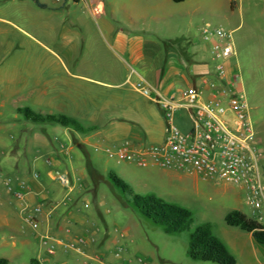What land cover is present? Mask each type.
<instances>
[{"label": "rangeland", "instance_id": "rangeland-1", "mask_svg": "<svg viewBox=\"0 0 264 264\" xmlns=\"http://www.w3.org/2000/svg\"><path fill=\"white\" fill-rule=\"evenodd\" d=\"M42 1L46 3V8H43L41 20L35 25L32 23L27 29L33 38L22 36L8 24L0 22L2 78L14 87L41 88L44 93L42 105L35 104V97L32 101L34 105L28 104L34 111L63 114L85 127L95 124L100 130L105 128L108 119L135 117L136 108L141 112L138 115L153 130L161 132L166 127V120L155 103L134 91L129 84L122 89H108L86 82V65L97 62L103 52V44L93 28L97 27L93 22L102 13L96 10L97 1L105 12L102 18H113L117 22L115 24L122 26L124 31H133L144 38L166 40L174 50L189 49L191 45L188 41L204 45L200 31L206 25L233 30L232 40H237L248 28L252 29L253 33L249 38L239 39L246 47L250 68L255 72V79L246 86L243 85L242 91L258 141L257 147L261 154L258 166L264 183V39L259 38V28H264V0ZM9 3L8 0H0V18L9 19L19 25L18 10ZM26 4L31 6L29 1ZM130 13L137 14L140 19L136 28L124 22ZM156 16L161 19H153ZM71 20L83 22L71 26ZM240 24L242 28L234 30ZM120 95L122 99L118 103H103L107 98ZM176 114V125L184 129L187 126L185 113L178 111ZM11 115L9 107L0 108V210H4L11 219L7 222L0 219V257L7 258L9 264H29L30 259L37 253L45 251V247L35 237L37 230L22 220L20 209L25 200L28 210L39 204L28 201L26 194L20 198L14 195L19 188L14 176L21 172L23 165L34 163V145L38 143V139L34 138L36 133L42 132L43 135L40 161H43L42 165H46L47 159L55 155L50 152L49 145L52 143L51 135L57 134L52 133L50 126L27 124L26 136L17 139L7 121ZM124 123L125 126H132L130 122ZM16 124L18 128L24 125L23 122ZM70 135L84 136L71 131ZM125 140L120 137L115 142L96 144L97 149L93 146L85 147L84 150L76 146L73 148V168L77 173V183L80 185L82 181L86 182V203L98 226L106 228L102 218L108 219L106 223L109 226L116 223L121 226L128 222L134 223L137 228L134 235L138 242L154 250L157 247L163 255H172L178 261L177 264H214L188 258V231L167 235L161 227L137 216L128 208H123L117 200L119 191L108 182L107 173H116L138 194H153L167 202L188 208L193 214L191 230L204 222L210 223L218 234L222 228L232 229L233 227L224 223V216L233 208L240 206L246 211V215L252 216L245 196L238 192L236 186L223 181L201 180L184 174L168 175L164 168L157 165L142 166L136 161L128 160L118 162L106 155V147L117 146ZM15 141H20L17 144L21 146L19 150L14 149ZM23 141L26 146L24 149ZM33 165L29 172L38 173V166L41 164ZM89 168L95 172V182L89 174ZM42 180L43 177L39 174L37 181ZM53 182L60 186L55 180ZM22 191L25 193L24 189ZM40 206L41 212L38 215L41 217L49 208ZM106 211L110 213L107 214ZM223 235L228 240L232 239L228 233L223 232ZM230 248L236 264H246L240 253ZM259 251V257L264 261V247L259 246Z\"/></svg>", "mask_w": 264, "mask_h": 264}, {"label": "crops", "instance_id": "crops-1", "mask_svg": "<svg viewBox=\"0 0 264 264\" xmlns=\"http://www.w3.org/2000/svg\"><path fill=\"white\" fill-rule=\"evenodd\" d=\"M8 1L11 7L13 6L14 9L18 10L17 20L20 24L18 25L6 18H0V22L8 24L22 36L33 38L27 29L32 26V23L35 25L38 20H41L43 9L38 8L31 0ZM27 1L30 2L31 6L26 4ZM40 1L46 5L45 2ZM95 5L97 12L102 11L98 15V20L93 22V25L97 27L93 28L103 44V52L100 53L97 62L86 65V82L93 85H101V87L108 89H122L125 85L129 84L134 91L141 94L134 88V84L142 79L165 96H178L186 87L199 85L202 76L213 73L214 62L207 52L205 45L188 41L187 43L191 45L189 49L181 48L174 50L170 44L165 42L166 40L144 38L133 33V31L132 33L124 31L121 28L122 26L115 24L117 23L115 19L102 18V16H105V12L101 9V4L97 1ZM153 19L160 20L161 18L156 16ZM139 20L137 14L130 13L124 22L136 28ZM80 22H83V20L70 21L71 26L79 25ZM260 26L262 27L261 24ZM240 28H242L241 24L234 28V30ZM231 32L233 33V30ZM252 33V29L248 28L237 37L238 42L237 40H233L234 54L227 62V75L229 76L232 72L236 73L242 88L243 85L246 86L249 81L255 79V72L250 68L249 56L246 54V47L240 41L241 39L249 38ZM259 38L264 39V28H259ZM2 77L3 73L0 70V108L9 107L12 114L7 120L10 123V130L16 133L15 138L20 139L26 136L27 132L25 130L29 123L25 122L16 113V109L18 107H30L28 104L34 105L32 102L33 97H35V104L42 105L44 93L41 88L37 87L23 88L11 86ZM114 96L110 99H105L103 103L105 105H112L120 102L122 99L121 95L115 98ZM146 98L150 102L155 103L152 99ZM178 111L185 113L184 110ZM40 113L47 114L41 111ZM48 113L50 114V112ZM135 113V117L108 119L105 128L101 130L95 124H92L91 126L96 127V129L82 134L84 135L83 137L70 135L71 130L69 129L50 126L52 133L56 132L57 134L53 133L51 135L52 143L49 145L50 152L52 154L55 153V155L53 154L51 159H47L46 165H42L43 161L40 163L42 160L41 152H43V143L41 142V138H43L42 132L34 135V138L38 139L36 140L38 143L36 142L34 145L33 164L36 166L38 163L41 164L38 166V173L31 174L29 172L32 171L33 164L23 165L20 170L21 172L14 176V180L19 188H22L21 190H25V193L22 191V196L26 194L28 201H31L33 204L45 205L49 208L47 213L41 215V217L37 216L39 228L36 231L35 237L45 247L43 253H37L34 258H31L36 260L37 264L178 263L172 255L161 254L157 247L154 250L138 242L134 235L137 229L134 223L128 222L122 226L116 223L113 226H109L106 223L108 219L102 218L106 228L102 229L101 226H98L86 203V182L82 181L80 185L77 183V173L75 168H73L75 159L73 148L75 146L80 150L92 146L95 147L94 149H97L96 144L115 142L116 139L124 137L126 139L124 142L128 143L133 154V158L128 161H136L138 165H141L138 156H142L149 162L146 152L150 147L163 143L166 127L161 132L153 130L148 127L145 119L141 115H138L141 113L138 108L135 109ZM176 113L172 123L178 127L175 123ZM185 117L187 118V126L184 129L178 127L184 132L188 128L189 121L186 113ZM124 121L132 123V126H125ZM17 122H23V129L17 127ZM37 126L42 127V125ZM16 141L13 143V146L14 149L18 148L19 150L21 146H17V144H20V141L18 143ZM22 144V148L24 149L26 147L24 141ZM147 165L154 164L149 163ZM162 168H164V172L168 175L180 174L179 176H181L184 174L201 179L189 169ZM55 171H66L63 173H66L71 178L72 185L64 189L55 185L53 182V172ZM34 174L38 175L37 178L40 174L43 180L37 181V178L33 176ZM7 185L9 184L7 183ZM236 188L240 194L244 195L243 189ZM26 201L20 209L24 222V213L28 210ZM246 204L252 214L251 206L247 202ZM233 210H239L246 215V211L240 206L233 208ZM106 213L109 214L110 212L106 211ZM246 216L253 218V214L252 216ZM0 219L5 222L11 220L4 210H0ZM66 229L68 232H65ZM221 230V234L216 233L215 230L213 232L230 252V247L238 251L245 259L246 264H264V261L259 257V245L254 242L250 233L235 229V227L232 229L222 228ZM223 232L230 234L232 239L228 240L223 235ZM42 235H50L56 240L57 245L53 254L47 252L46 246L41 241ZM78 239H83V243L79 244L77 242ZM69 244H74L75 249L69 248Z\"/></svg>", "mask_w": 264, "mask_h": 264}, {"label": "built area", "instance_id": "built-area-1", "mask_svg": "<svg viewBox=\"0 0 264 264\" xmlns=\"http://www.w3.org/2000/svg\"><path fill=\"white\" fill-rule=\"evenodd\" d=\"M200 34L214 67L211 75L202 76L199 85L186 87L178 96H165L142 79L134 84L136 90L156 103L166 120L163 143L147 150L149 162L142 156L138 160L142 166L152 163L189 169L203 180L223 181L243 189L253 219L264 226V183L258 166L261 157L258 141L239 77L234 72L227 75V62L234 54L232 32L206 25ZM178 110H184L189 119L185 132L172 123ZM104 151L118 162L133 158L126 142ZM53 180L63 188L71 186L66 173L55 171ZM21 189L14 192L18 198L22 197ZM40 212L41 206L35 205L24 213L25 222L34 230L39 228ZM41 241L49 254L55 252L54 238L42 235ZM77 242L81 244L83 239ZM68 247L75 249L74 244Z\"/></svg>", "mask_w": 264, "mask_h": 264}, {"label": "trees", "instance_id": "trees-1", "mask_svg": "<svg viewBox=\"0 0 264 264\" xmlns=\"http://www.w3.org/2000/svg\"><path fill=\"white\" fill-rule=\"evenodd\" d=\"M38 8H46L40 0H31ZM78 2L79 0H73ZM182 2L184 0H171ZM16 113L29 124L42 126H59L81 134L96 129L94 126L85 127L77 120L63 114H43L30 107H18ZM89 174L95 182V172L89 168ZM107 180L111 186L119 191L117 200L123 208H128L137 216L148 220L153 225L161 227L167 235L188 231L187 256L193 261L211 262L214 264H236L234 256L225 244L214 234L211 224L204 222L196 225L192 230V212L179 204L167 202L153 194H138L116 173L109 171ZM224 223L251 234L254 242L264 247V226L253 218L247 217L239 210H232L225 214ZM0 264H9L7 258L0 257ZM30 264H37L34 259Z\"/></svg>", "mask_w": 264, "mask_h": 264}]
</instances>
